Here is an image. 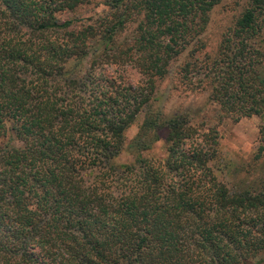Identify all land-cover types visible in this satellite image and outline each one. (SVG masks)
I'll use <instances>...</instances> for the list:
<instances>
[{
    "label": "trees",
    "instance_id": "16d2710c",
    "mask_svg": "<svg viewBox=\"0 0 264 264\" xmlns=\"http://www.w3.org/2000/svg\"><path fill=\"white\" fill-rule=\"evenodd\" d=\"M223 1L0 0V264H264V125L227 185L217 130L161 104L264 114V0L209 49Z\"/></svg>",
    "mask_w": 264,
    "mask_h": 264
},
{
    "label": "rangeland",
    "instance_id": "374dc122",
    "mask_svg": "<svg viewBox=\"0 0 264 264\" xmlns=\"http://www.w3.org/2000/svg\"><path fill=\"white\" fill-rule=\"evenodd\" d=\"M247 0H224L221 7L212 14L210 26L209 49L215 48L230 19L235 15L234 9H239ZM68 15L61 17L65 20ZM130 80H137L134 72H128ZM174 79L167 80L160 87L162 93L161 104L167 113L185 111L193 116V124L207 131L214 128L218 132V156L213 167L218 169L219 180L229 184L237 177L240 166L251 161L252 156L258 146L259 129L264 125V114L258 117L241 119L234 123L230 119L221 117L217 108L209 104L206 94L186 93L181 88L173 89ZM141 114L136 123L127 131L126 141L128 142L137 132L138 125L142 121ZM18 145L17 142H14ZM164 144L160 139L145 156L163 157ZM133 156L128 152H123L116 160L118 163L131 162Z\"/></svg>",
    "mask_w": 264,
    "mask_h": 264
}]
</instances>
